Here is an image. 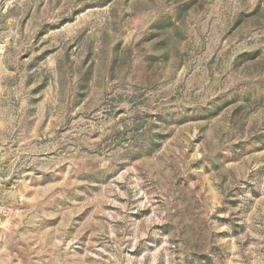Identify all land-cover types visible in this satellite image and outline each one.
<instances>
[{"label": "rangeland", "instance_id": "374dc122", "mask_svg": "<svg viewBox=\"0 0 264 264\" xmlns=\"http://www.w3.org/2000/svg\"><path fill=\"white\" fill-rule=\"evenodd\" d=\"M0 264H264V0H0Z\"/></svg>", "mask_w": 264, "mask_h": 264}]
</instances>
